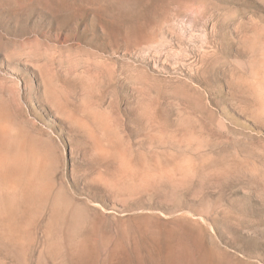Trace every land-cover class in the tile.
<instances>
[{
    "label": "rangeland",
    "instance_id": "rangeland-1",
    "mask_svg": "<svg viewBox=\"0 0 264 264\" xmlns=\"http://www.w3.org/2000/svg\"><path fill=\"white\" fill-rule=\"evenodd\" d=\"M0 264H264V0H0Z\"/></svg>",
    "mask_w": 264,
    "mask_h": 264
}]
</instances>
